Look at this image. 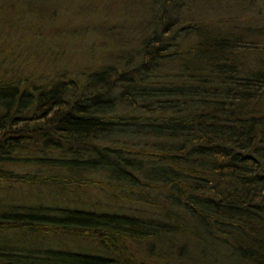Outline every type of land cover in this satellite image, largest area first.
<instances>
[{
  "label": "trees",
  "instance_id": "1",
  "mask_svg": "<svg viewBox=\"0 0 264 264\" xmlns=\"http://www.w3.org/2000/svg\"><path fill=\"white\" fill-rule=\"evenodd\" d=\"M137 3L0 0V188L74 193L0 203V264H264V0Z\"/></svg>",
  "mask_w": 264,
  "mask_h": 264
},
{
  "label": "rangeland",
  "instance_id": "2",
  "mask_svg": "<svg viewBox=\"0 0 264 264\" xmlns=\"http://www.w3.org/2000/svg\"><path fill=\"white\" fill-rule=\"evenodd\" d=\"M121 1V0H120ZM118 0V2H120ZM133 3H136L135 6H139L137 2L140 0H132ZM114 5L113 7H115ZM117 8V7H116ZM122 23L118 22L117 27L113 28L112 31L114 32L115 35L117 36H122L120 32L124 34V36L128 35L132 31V23H127V26L123 24L124 26H121ZM136 29L137 26L134 30V32L131 35H128L129 37L123 36L126 42H132L131 46L134 45L135 42V37H136ZM96 34V35H95ZM91 35H88V38L83 39L82 41H78L76 43H72V45H64L63 48L65 50L64 54L60 56L62 60L65 61L66 64L65 68L66 69H76V70H86V69H93L96 68L97 65L99 64V60H97L99 57H105L107 52L111 50L112 45L110 44L111 39H108L106 35H101L100 33H95ZM72 42V41H70ZM67 71V70H65ZM93 177V175H92ZM99 177V176H96ZM74 183H79L74 181ZM81 185L77 184L75 185L76 190H80L81 188L84 189L88 186L89 188L96 187V186H103L102 184H87L85 183V180H81ZM87 191L90 193L88 196H85L84 193H87ZM84 191L82 194L83 199L86 198L87 201H94L96 199L99 200H105L106 199V192L101 191L94 193L93 191ZM81 192V191H78ZM74 194V193H73ZM73 194H65L63 193L62 195L56 194L54 191H46V190H41L37 191L36 189L32 188H27V187H20V186H14L12 188H5L2 187L0 188V203H6L8 201L10 202H23V201H28V202H61L63 200H68L70 196H73ZM97 194V195H96ZM104 197V199H102ZM38 244H58V245H63V246H77V242H81V240H71L67 237L63 236H48L45 238H33ZM176 242V241H175ZM85 245H87V242H84Z\"/></svg>",
  "mask_w": 264,
  "mask_h": 264
}]
</instances>
